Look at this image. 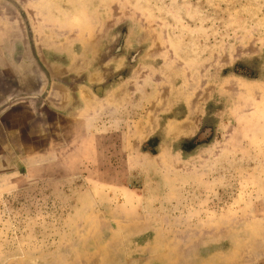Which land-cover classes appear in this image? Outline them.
I'll list each match as a JSON object with an SVG mask.
<instances>
[{"label": "rangeland", "instance_id": "1", "mask_svg": "<svg viewBox=\"0 0 264 264\" xmlns=\"http://www.w3.org/2000/svg\"><path fill=\"white\" fill-rule=\"evenodd\" d=\"M0 264H264V0H0Z\"/></svg>", "mask_w": 264, "mask_h": 264}]
</instances>
